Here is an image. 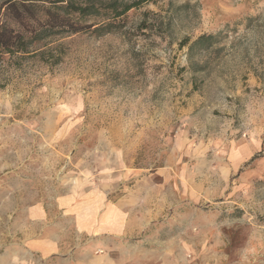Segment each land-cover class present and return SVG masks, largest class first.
<instances>
[{"label": "rangeland", "instance_id": "obj_1", "mask_svg": "<svg viewBox=\"0 0 264 264\" xmlns=\"http://www.w3.org/2000/svg\"><path fill=\"white\" fill-rule=\"evenodd\" d=\"M118 24L0 62V264H264V0Z\"/></svg>", "mask_w": 264, "mask_h": 264}, {"label": "trees", "instance_id": "obj_2", "mask_svg": "<svg viewBox=\"0 0 264 264\" xmlns=\"http://www.w3.org/2000/svg\"><path fill=\"white\" fill-rule=\"evenodd\" d=\"M154 1L109 0L96 4L91 0H5L0 4V62L5 55L27 53L55 35L90 32L99 36L111 32L132 8ZM189 41L184 38L180 45ZM214 41L215 35L203 34L189 44L188 52L196 46L208 48Z\"/></svg>", "mask_w": 264, "mask_h": 264}, {"label": "crops", "instance_id": "obj_3", "mask_svg": "<svg viewBox=\"0 0 264 264\" xmlns=\"http://www.w3.org/2000/svg\"><path fill=\"white\" fill-rule=\"evenodd\" d=\"M105 218V217H104ZM103 218V219H104ZM122 216L121 212L117 208L112 207L111 205H108V214L105 218L104 222H101L100 224L94 223L92 225V231L94 233H106L108 235V238H112L115 236V234L121 233V228L125 227V224L122 223ZM79 254L77 255H71L70 258H82L83 260H86V263L88 264H97L98 262L102 261L104 256L101 255H92L88 250L80 251V248L78 249ZM76 256V257H75Z\"/></svg>", "mask_w": 264, "mask_h": 264}]
</instances>
